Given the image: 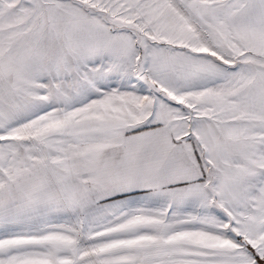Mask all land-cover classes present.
<instances>
[{
	"label": "snow or ice",
	"instance_id": "snow-or-ice-1",
	"mask_svg": "<svg viewBox=\"0 0 264 264\" xmlns=\"http://www.w3.org/2000/svg\"><path fill=\"white\" fill-rule=\"evenodd\" d=\"M0 264H264V0H0Z\"/></svg>",
	"mask_w": 264,
	"mask_h": 264
}]
</instances>
